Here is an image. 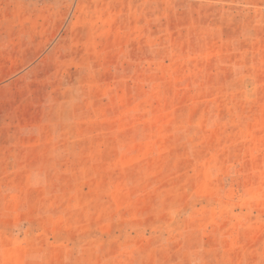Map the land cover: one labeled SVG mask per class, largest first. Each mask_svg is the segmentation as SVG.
Wrapping results in <instances>:
<instances>
[{"label":"rangeland","instance_id":"374dc122","mask_svg":"<svg viewBox=\"0 0 264 264\" xmlns=\"http://www.w3.org/2000/svg\"><path fill=\"white\" fill-rule=\"evenodd\" d=\"M0 264H264V0H0Z\"/></svg>","mask_w":264,"mask_h":264}]
</instances>
